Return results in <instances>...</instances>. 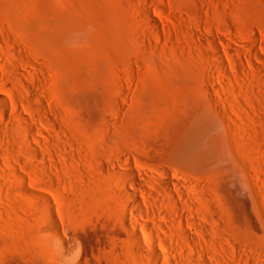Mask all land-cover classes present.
Instances as JSON below:
<instances>
[{
  "label": "rangeland",
  "instance_id": "374dc122",
  "mask_svg": "<svg viewBox=\"0 0 264 264\" xmlns=\"http://www.w3.org/2000/svg\"><path fill=\"white\" fill-rule=\"evenodd\" d=\"M0 44L26 77L0 79L46 124L19 104L26 120L0 123V262L154 264L119 193L133 171L168 229L171 196L147 179L189 183L171 230L197 248L169 241L167 261L264 264V0H0Z\"/></svg>",
  "mask_w": 264,
  "mask_h": 264
},
{
  "label": "bare ground",
  "instance_id": "6f19581e",
  "mask_svg": "<svg viewBox=\"0 0 264 264\" xmlns=\"http://www.w3.org/2000/svg\"><path fill=\"white\" fill-rule=\"evenodd\" d=\"M155 23V22H154ZM204 37V36H203ZM207 39V38H206ZM10 43V42H9ZM4 47V46H3ZM2 45L0 44V49L3 48ZM21 49V48H20ZM1 51V50H0ZM24 53V54H23ZM22 56H25V52L24 51H21V53L19 54ZM22 59V58H21ZM15 61V60H14ZM12 59H6V58H3L1 55H0V67H5L7 68L8 66H10L9 70H10V75L12 74L13 78L16 79V80H19V79H24L26 78L25 77V73H18L16 67L19 66L18 64L21 62L22 63V60L18 63L16 61V63L14 62ZM218 61V60H217ZM222 61V60H221ZM24 62V61H23ZM219 63V62H217ZM260 63L262 65H264V60L261 61L260 60ZM234 64V63H233ZM218 65V64H217ZM222 65V64H221ZM220 67L222 68V70L224 72H227L226 69L224 68V65ZM230 65L231 62H230ZM23 70L25 69V66H24V63H22L20 65ZM261 66V65H260ZM2 69V68H1ZM234 69V68H233ZM264 69V68H263ZM219 70V69H218ZM3 71V70H2ZM228 73V72H227ZM1 76V75H0ZM27 76V75H26ZM11 77V76H10ZM28 78V77H27ZM33 78V77H32ZM8 80V79H7ZM6 80V81H7ZM29 80V79H28ZM27 80V81H28ZM5 81V80H4ZM5 81V83H6ZM12 81V80H11ZM15 81V80H14ZM20 81V80H19ZM26 81V79H25ZM30 81V80H29ZM38 82V81H37ZM33 83V82H32ZM223 83V82H222ZM15 85V84H14ZM23 85V92L28 94V95H31V97H34L32 98L33 100H37L39 101V97L42 96L40 94L39 96V92H35V89L29 85ZM43 85V84H42ZM41 85V86H42ZM10 86V85H9ZM37 86V85H36ZM40 86V87H41ZM14 87V86H13ZM18 87V86H16ZM43 87V86H42ZM45 88V87H44ZM16 89V88H14ZM42 90V89H41ZM0 91L2 93H6L7 95V99L5 97H3L2 95H0V113H4V114H0V123H3L4 122V125H10L12 126L13 123H11V114L15 113L18 118H20L22 121H25L26 117L22 115L21 113V110L22 108L24 107L19 99V91H16V90H12L10 88H8L4 82L2 81V78L0 79ZM41 92V91H40ZM1 94V93H0ZM21 94V93H20ZM21 98H23V94L20 95ZM41 98V97H40ZM31 99V100H32ZM45 100V99H43ZM25 101V99H24ZM30 101V100H29ZM36 101V102H37ZM28 102V101H27ZM26 102V103H27ZM34 102V101H33ZM18 104L19 106H22V108L20 109L18 107ZM36 105V104H35ZM41 105V104H40ZM30 106V105H29ZM37 106V105H36ZM51 106V105H50ZM49 106V107H50ZM26 107H28L26 105ZM34 107V106H33ZM48 107V106H47ZM19 108V110H18ZM31 109H34V108H25L24 107V110L25 112L32 117V121H34L36 125H39V126H44L46 124H44L43 120L40 119L37 114L31 110ZM53 109V108H51ZM40 112V110H38ZM45 111V110H44ZM54 112V111H53ZM42 113V112H41ZM40 113V114H41ZM44 113V112H43ZM45 114V113H44ZM59 115V114H58ZM58 115L56 117H58ZM14 117V116H13ZM45 117V116H44ZM43 117V118H44ZM16 118V117H15ZM42 118V117H41ZM14 120V119H13ZM58 121V119H57ZM59 122V121H58ZM6 123V124H5ZM29 123V122H28ZM55 123V122H54ZM30 124V123H29ZM2 125V124H0ZM23 125V124H22ZM25 125V123H24ZM28 125V124H27ZM36 125L35 128L33 126L32 128V125H30L31 127L29 128V133L32 135V139H33V136L35 135L34 133H37V128H36ZM49 125V124H47ZM51 125V124H50ZM49 125V126H50ZM62 125V124H61ZM29 126V125H28ZM38 126V127H39ZM58 126V125H57ZM13 127V126H12ZM59 127V126H58ZM57 127V128H58ZM28 128V127H27ZM22 129L25 131H27L26 128H23L22 126ZM40 130V128H39ZM49 130V129H48ZM59 130V129H58ZM39 132V131H38ZM26 133V132H25ZM28 133V134H29ZM40 133V132H39ZM38 133V134H39ZM61 133V132H60ZM59 133V134H60ZM2 134V132H1ZM37 134V135H38ZM63 134V133H61ZM36 135V136H37ZM42 134H39L38 137H42L41 136ZM2 136V135H1ZM50 136V135H49ZM54 136V135H53ZM4 137V136H3ZM30 137V136H29ZM38 137L37 139H34V144L39 147H44L47 149V142L45 141H39L38 140ZM36 138V137H35ZM44 138V136L42 137ZM50 138V137H49ZM53 138V137H52ZM52 138H50L52 140ZM46 139V138H45ZM27 140V139H26ZM47 141V140H46ZM31 142V141H30ZM53 144V142H51ZM58 143V142H57ZM27 144V143H26ZM25 144V145H26ZM32 144V143H31ZM19 145V144H18ZM23 145V143H22ZM34 145V147H35ZM33 146V144H32ZM37 146V147H38ZM54 145H52L51 147H53ZM38 147V148H39ZM49 147V149L51 148ZM23 148V147H22ZM43 148V149H44ZM59 148V147H58ZM61 148V147H60ZM21 149V148H20ZM24 149V148H23ZM32 149V148H31ZM37 148H33V150H36ZM45 149V150H46ZM52 149V148H51ZM50 149V150H51ZM29 150V149H28ZM32 150V151H33ZM53 150V149H52ZM41 151V148H39V152ZM2 152V151H0ZM27 152V151H26ZM58 152V151H57ZM56 152V153H57ZM4 153V152H3ZM1 153V155L3 154ZM36 153V152H35ZM42 153H45V151ZM8 154V153H7ZM5 154V155H7ZM11 154V153H10ZM9 154V155H10ZM26 154V153H25ZM46 154V153H45ZM48 154V153H47ZM40 156V155H38ZM42 156V155H41ZM45 156V155H44ZM49 156V155H47ZM59 156V155H58ZM12 157V156H11ZM5 158V157H4ZM8 158V157H7ZM47 158V157H46ZM1 159V158H0ZM12 159V158H11ZM6 160V158H5ZM8 161V160H7ZM17 162V161H16ZM19 163V162H18ZM111 163V162H109ZM109 163H106V167L108 168V166L110 165ZM1 161H0V168H3V166L1 165ZM129 164V163H128ZM2 166V167H1ZM49 166V165H48ZM114 166L113 164L110 165V170L111 168L113 169L114 171V174L117 176V174L120 176V178H122V180H124V183L125 184H128L130 186V189L128 190L127 188H125L124 190H122L121 192L119 191L120 195L122 196V198L124 199V203L122 202V204H124V209L126 211V213L129 214V217H130V227H132V233H133V239H134V242H135V245L138 249V252H140L141 254H144V255H147V257L152 260L154 262V264H174L172 263V261H167V259L169 260V258H174V255H175V251L172 250V248H170V245H169V241H177L178 243L180 242L181 243V248H182V251H185L184 247L185 245L188 244L193 246L194 244H196V236L194 233H191L190 231H184V232H181V234H177L176 231H173L171 230V227H176V228H180L182 227L183 223H184V219H183V215L185 213V210H186V203L190 202V197L188 195L187 192H185L188 184L182 182L181 179L179 180H176V177L173 178V174H169V172H159L158 175H153L152 178H148L147 180L150 182L151 185H155L156 188L158 189H162L164 190L163 192H167L168 194H170L171 196V199H172V203L169 205L170 207H168V215L164 216L166 222L168 221V226H169V229L166 228L164 225H160L158 224L157 226L156 225H152L149 223V221L147 222V220H149L148 218H150L151 216H154V215H157V213L155 214V212H151L149 210H147L146 208H144V205H151L153 206L152 204L149 203V201L146 199V195L148 193H146L147 191L145 190V188L141 185V182L140 179L138 178V174H136L135 172H127V173H117L116 172V168L114 170ZM5 167V166H4ZM9 167V166H8ZM45 167V166H44ZM104 167V165H103ZM12 168V167H11ZM44 169V168H43ZM46 169V167H45ZM53 169V168H52ZM51 170V169H49ZM54 170V169H53ZM47 171V170H45ZM47 173V172H46ZM49 173V172H48ZM52 173V172H51ZM117 173V174H116ZM54 174V173H53ZM55 175V174H54ZM186 178V177H184ZM183 178V179H184ZM188 179V178H187ZM186 181V180H184ZM188 182V181H186ZM123 183V184H124ZM195 191V190H194ZM165 192V193H166ZM197 193V192H196ZM149 195V194H148ZM196 196V195H195ZM120 197V196H119ZM191 203V202H190ZM188 205V204H187ZM147 207V206H146ZM61 214V212H60ZM160 215V214H159ZM158 216V215H157ZM158 219V218H157ZM124 223L127 225L128 222L124 221ZM189 225L191 228H195L197 230H199L201 232L202 230V226H200L198 224L197 221H194L193 219L191 221H189ZM128 226V225H127ZM138 231L142 234V238H140V234L138 233ZM162 234H166L168 235L169 237H164ZM170 242V243H171ZM198 242V241H197ZM193 244V245H192ZM61 245V244H60ZM60 245H58L60 247ZM172 245V244H171ZM180 245V244H179ZM200 245V244H199ZM45 247V246H44ZM58 247V248H59ZM190 247V246H189ZM194 248V246H193ZM197 248V247H195ZM194 248V249H195ZM48 249V248H47ZM57 249V248H56ZM64 247H60L59 250H63ZM188 249V248H187ZM58 250V249H57ZM181 250V249H180ZM41 251V250H40ZM45 251V250H44ZM161 251L164 253V255L161 253ZM199 251V250H198ZM46 252V251H45ZM51 252V251H50ZM63 252V251H62ZM187 252V251H186ZM184 252V253H186ZM60 253V252H59ZM187 254V253H186ZM182 255V254H181ZM198 256V255H197ZM51 257V256H50ZM169 257V258H168ZM195 258V257H194ZM53 259V257H52ZM60 259V258H59ZM65 259V257H64ZM63 260H60L59 261V264H72V263H68V262H71V261H68L66 259V262ZM51 260V259H50ZM54 260V259H53ZM149 260V261H150ZM174 260V259H173ZM196 260V259H194ZM198 260V259H197ZM196 260V262H197ZM62 261V262H61ZM68 261V262H67ZM203 261V260H202ZM7 262V261H6ZM4 263V262H0V264H14L10 262H7V263ZM207 263V262H206ZM17 264V263H16ZM51 264V263H49ZM75 264V263H73ZM198 264V263H197Z\"/></svg>",
  "mask_w": 264,
  "mask_h": 264
}]
</instances>
